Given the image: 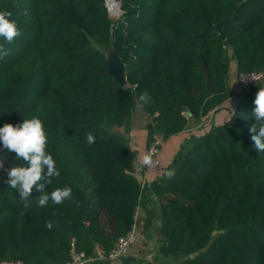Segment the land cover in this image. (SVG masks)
Listing matches in <instances>:
<instances>
[{"label":"trees","instance_id":"1","mask_svg":"<svg viewBox=\"0 0 264 264\" xmlns=\"http://www.w3.org/2000/svg\"><path fill=\"white\" fill-rule=\"evenodd\" d=\"M117 1L111 19L105 0H0L20 32L11 43L0 37L8 51L0 56V127L39 118L60 173L43 193L72 189L62 204L39 207L35 186L21 200L3 174L0 260L61 264L72 242L88 256L95 244L105 253L132 226L141 195L153 193L161 255L176 264H264V151L250 132L261 80L239 89L226 119L185 137L143 188L118 129L130 125L137 100L148 115L145 147L155 131L167 139L234 95L230 60L237 74L264 70V0ZM110 47L124 64L123 85L106 73ZM0 159L28 166L2 143ZM145 198L146 229L155 212Z\"/></svg>","mask_w":264,"mask_h":264},{"label":"clouds","instance_id":"2","mask_svg":"<svg viewBox=\"0 0 264 264\" xmlns=\"http://www.w3.org/2000/svg\"><path fill=\"white\" fill-rule=\"evenodd\" d=\"M11 13L0 11V37L11 43L20 32L15 21L9 19ZM8 51L0 45V56H7ZM139 100L147 103L148 93L140 95ZM252 116L255 122L250 126L253 133L251 139L254 141L255 149L264 151V87H260L255 95ZM87 142L94 143L95 137L89 133ZM0 143L8 152H14L17 159H22L28 163L6 169L8 179L6 183L12 189L17 190L21 200H27L33 191L34 186L42 195L38 198L39 207H45L51 199L56 204H62L66 199L72 198L70 187L56 188L50 194L43 193L45 183L51 184L53 177H59L60 173L56 169V161L53 156L46 151L47 135L42 121L39 118L23 119L19 124L6 123L0 127ZM144 163H151L150 158L145 156ZM4 168V159L0 160V169ZM171 179L175 172L168 171L166 174ZM44 183H41V182ZM29 205L25 204L27 208ZM47 227L51 229L53 224L48 222Z\"/></svg>","mask_w":264,"mask_h":264},{"label":"crops","instance_id":"3","mask_svg":"<svg viewBox=\"0 0 264 264\" xmlns=\"http://www.w3.org/2000/svg\"><path fill=\"white\" fill-rule=\"evenodd\" d=\"M235 101L236 93L234 92V95L223 101L219 108L208 112L200 120L189 119L186 127L181 132L165 139L160 147L159 153L162 164H167L172 159L185 137L191 134H202L209 129L211 124H217L226 119L231 114L233 102ZM134 111L135 107L132 111L131 123L127 129H124L123 126L118 127V129L127 137L128 145L135 152V158L141 161L146 145V122L148 115L144 110L143 112L138 111L136 115ZM139 135L143 136L141 143L138 142ZM11 164L12 161L7 162V160H4V168L0 169V177L7 172L6 169H10ZM146 176L149 182L158 175L154 172H148ZM144 198L148 200L147 205L153 207L155 212L151 225L146 229L143 227L144 220L147 216V212L142 206ZM139 202L140 212L137 222L140 223V227L138 228L140 237L139 235L137 236L138 238L136 237L137 239L133 242L131 248L129 247V251L116 260H108L103 257L104 251L102 247L99 244H95L94 251L88 256L89 259L86 264H125L130 258H132V264H176L179 262L180 259L163 256L159 251V245L161 243V214L160 205L156 201L155 196L153 193H148L147 195L143 193Z\"/></svg>","mask_w":264,"mask_h":264},{"label":"built area","instance_id":"4","mask_svg":"<svg viewBox=\"0 0 264 264\" xmlns=\"http://www.w3.org/2000/svg\"><path fill=\"white\" fill-rule=\"evenodd\" d=\"M238 85L240 90H246L251 84L256 83L264 78V70H250L240 72L238 74ZM165 138L161 132L155 131L151 135L150 142L144 148L143 158L141 161L134 158L132 161V167L134 173L140 180L141 188L148 183L146 174L148 172H154L159 175L163 170V164L159 158L160 147L163 144ZM150 158L151 163L145 164L144 157ZM140 200V199H139ZM140 202L135 206L132 218V226L122 235H120L114 244L104 253L103 257L108 260H116L119 257L125 255L130 245L135 241L137 237V220L139 218ZM70 258L61 264H86L89 257L84 251H77L74 249L73 242L71 243ZM0 264H24L21 260H0Z\"/></svg>","mask_w":264,"mask_h":264},{"label":"water","instance_id":"5","mask_svg":"<svg viewBox=\"0 0 264 264\" xmlns=\"http://www.w3.org/2000/svg\"><path fill=\"white\" fill-rule=\"evenodd\" d=\"M114 1L117 3L118 13H120L121 12V10H120V3L117 0H114ZM104 4L107 7L106 0H105ZM107 12L109 14L108 8H107ZM222 22L223 21H220V22H218V23L215 24L216 32L220 36H223V34L220 31V26H221ZM105 59H106V64H107L106 73L109 74V75L114 76V78L121 85H123L125 83V78H124V75H123L124 64H123L121 58L119 57V55L116 54V52L114 51V49L112 47H110L105 52ZM87 214H88V209L86 208V213H85V220L86 221H87Z\"/></svg>","mask_w":264,"mask_h":264},{"label":"rangeland","instance_id":"6","mask_svg":"<svg viewBox=\"0 0 264 264\" xmlns=\"http://www.w3.org/2000/svg\"><path fill=\"white\" fill-rule=\"evenodd\" d=\"M109 15V17L111 18V19H115L116 17H118V15H119V13H117V14H115V15H111L110 13L108 14ZM229 73H231V74H229V78H228V82H229V84H230V86H231V88L234 90V92L235 93H237V92H239V87H238V74H237V72L234 70V61L233 60H230L229 61ZM261 83H263L264 84V78L261 80ZM236 102V101H235ZM235 102H233V106H234V104H235ZM233 106H232V108H233ZM134 107H135V111H134V114L136 115L137 114V112L138 111H141V112H143V110H142V107H141V105L138 103V101L137 100H135V104H134ZM140 133V132H139ZM139 138H138V142L139 143H141V140L143 139V136H138ZM7 162H10V160L9 161H7ZM137 224V231H138V233H137V236L139 235V237H140V232H139V230H138V228L140 227V223H136ZM138 238V237H137ZM136 238V239H137ZM135 239V240H136ZM133 245V243L130 245V248H131V246ZM129 248V249H130ZM129 249H128V251H129ZM127 251V252H128Z\"/></svg>","mask_w":264,"mask_h":264},{"label":"bare ground","instance_id":"7","mask_svg":"<svg viewBox=\"0 0 264 264\" xmlns=\"http://www.w3.org/2000/svg\"><path fill=\"white\" fill-rule=\"evenodd\" d=\"M108 11L111 15L118 13V6L114 0H106Z\"/></svg>","mask_w":264,"mask_h":264}]
</instances>
